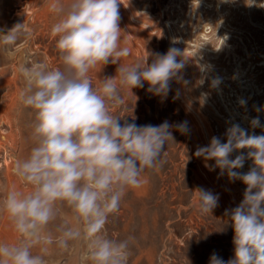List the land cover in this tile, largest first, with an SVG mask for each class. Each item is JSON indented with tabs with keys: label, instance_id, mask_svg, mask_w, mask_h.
Masks as SVG:
<instances>
[{
	"label": "clouds",
	"instance_id": "clouds-1",
	"mask_svg": "<svg viewBox=\"0 0 264 264\" xmlns=\"http://www.w3.org/2000/svg\"><path fill=\"white\" fill-rule=\"evenodd\" d=\"M120 4L121 0H55L51 10L57 20L51 33L61 66L33 63L21 68L25 85L20 99L35 112L34 146L27 157L14 161L13 171L31 190L12 188L0 200V213L23 237L16 243H0V264H47L33 248L55 242L65 249L69 241L86 242L92 264H128L135 238H114L106 225L119 211L126 190L141 187L144 171L163 163L165 146L174 140L173 125L168 121L144 126L127 120L121 123V117L110 109L123 107L125 90L132 93L145 82L149 92L166 97L173 79L188 81L181 74L186 58L179 48L153 54L151 63L147 59L121 62L130 49L121 47ZM25 34L23 23L0 29V45L11 50ZM108 64L119 65L117 74L99 79L97 86L90 73ZM220 83L216 77L211 86L218 88ZM239 104L245 106L246 101L240 99ZM250 126L261 128L262 134H250L233 123L226 130V143L214 136L195 153L205 161H215L205 165L210 170L219 168L221 175L226 173L231 181L246 185L242 202L226 210L234 231V256L224 261L213 254L209 264H264V125L255 117ZM175 128L188 132L187 122ZM234 152L239 154L233 159ZM246 160L252 166L242 173L239 169ZM196 192L199 212L212 213L218 195L202 188ZM64 206L78 227L57 225L59 235L53 237L46 230Z\"/></svg>",
	"mask_w": 264,
	"mask_h": 264
},
{
	"label": "rangeland",
	"instance_id": "rangeland-1",
	"mask_svg": "<svg viewBox=\"0 0 264 264\" xmlns=\"http://www.w3.org/2000/svg\"><path fill=\"white\" fill-rule=\"evenodd\" d=\"M25 2L0 0V17L12 18L11 27L23 23L26 30L11 50L0 45V200L12 188L31 190L13 171L14 161L27 157L34 146L35 112L20 99L25 85L21 68L33 63L49 68L61 66L50 36H40L36 44L30 45L32 34L15 14L16 9L25 7L20 5ZM131 2L148 22L140 25L133 21L141 33L137 36L127 31L121 38V47L130 49V55L121 62L133 64L147 59L151 63L153 54L179 48L186 58L181 74L188 83L173 79L165 97L149 92L145 82L142 88H133L132 93L125 90L123 107L110 109L121 117V123L127 120L144 126L168 121L173 125L174 140L165 146L163 163L144 171L141 187L126 190L119 211L109 217L107 232L121 240L135 238L128 264H209L213 254L228 261L234 256V231L226 210L242 202L246 185L240 180L231 181L226 173L221 175L219 168L210 170L205 165H214L215 161H205L195 153L198 147L208 146L214 136L226 143V130L233 123L250 134H262L261 128H251L250 120L259 117L264 125V7L259 6L264 0H255L251 6L248 3L252 0ZM49 54L56 57L57 66L48 63ZM118 66L108 64L99 72L92 70L93 83L99 86V79L116 76ZM216 77L221 78V83L213 88L211 82ZM240 99L246 101L245 106L239 104ZM257 107L262 110L257 112ZM181 122H187V133L175 128ZM240 151L246 154V150ZM237 154L234 152L232 158ZM251 166L252 161L246 160L239 171L246 173ZM207 171L220 174L227 197L219 198L212 213L201 214L196 190L216 192L211 190L213 184ZM64 223L78 227L66 206L59 209L57 219L46 231L56 237V226ZM22 238L7 215L0 213V243L10 244ZM45 247L46 252L42 251ZM33 252L42 254L47 264H92L84 241H69L65 249L55 242L37 244Z\"/></svg>",
	"mask_w": 264,
	"mask_h": 264
},
{
	"label": "bare ground",
	"instance_id": "bare-ground-1",
	"mask_svg": "<svg viewBox=\"0 0 264 264\" xmlns=\"http://www.w3.org/2000/svg\"><path fill=\"white\" fill-rule=\"evenodd\" d=\"M54 2H55V0H26L25 3L20 4V5L26 4L25 7L15 10V12H16L15 14L19 15L22 18V20L25 23V26L27 27V29L32 34L31 41H30L31 46L36 44L35 40L38 37L40 38V36L42 38H43V36L44 37L50 36L51 41H55V38L53 37V35L51 33L52 25L57 20V15L51 10V4ZM119 10H120V16H121V19L119 22L120 28L122 30L121 37H123L127 31H130L131 33L136 34L138 36L142 30H141L140 26L135 24L133 21H135L136 23H138L140 25L145 24L148 22L146 15L143 14V12L140 11L138 9V7L131 2V0H121V4L119 5ZM11 19L12 18L2 19L0 17V26L4 29L12 28L11 27V21H12ZM39 42H41V41H39ZM35 46H37V45H35ZM41 46H43V45H41ZM48 51H49V49H48ZM47 56L49 58L48 63L53 64L54 61L56 60L55 59L56 57L53 55L51 56L50 54ZM54 66H57V65L54 63ZM105 67H106V65L103 66L101 70L105 69ZM6 82L10 83V82H12V79L11 80L6 79ZM207 131L208 130H206V133H207ZM205 135H207V134H205ZM199 143H201V142H199ZM219 173L207 171V177L210 180V182L213 184V188H211V190L216 191L218 194V197L224 199V197H227V195L225 193L226 191L223 189L222 178L219 177V175H220ZM201 181H202V183L207 184V182L205 180L201 179ZM225 187H227V185ZM212 193L215 194L214 192H212ZM227 193H229V192H227ZM16 242H17V240L15 239V240L11 241L10 244L16 243Z\"/></svg>",
	"mask_w": 264,
	"mask_h": 264
}]
</instances>
